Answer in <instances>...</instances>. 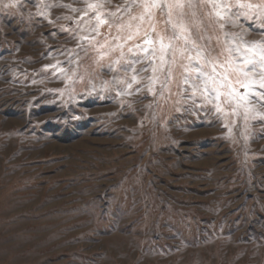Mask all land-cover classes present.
<instances>
[{
  "label": "rangeland",
  "instance_id": "1",
  "mask_svg": "<svg viewBox=\"0 0 264 264\" xmlns=\"http://www.w3.org/2000/svg\"><path fill=\"white\" fill-rule=\"evenodd\" d=\"M168 2L0 0V264H264L262 74L184 68L264 0Z\"/></svg>",
  "mask_w": 264,
  "mask_h": 264
},
{
  "label": "snow or ice",
  "instance_id": "2",
  "mask_svg": "<svg viewBox=\"0 0 264 264\" xmlns=\"http://www.w3.org/2000/svg\"><path fill=\"white\" fill-rule=\"evenodd\" d=\"M208 3H211L213 9L215 10V15L218 17V26L223 29L225 24L227 23V19H231L232 15H241L240 13L233 14L231 12L232 5L228 3H221L220 0H207ZM14 7L15 4L7 5ZM157 5L153 3L152 7H156ZM168 8V17L169 19L166 23H172V27L176 28L178 25L172 22L173 10L179 9V15L182 17L184 15L183 9L185 8V0H169L166 5H160L161 11H163L164 7ZM187 6L191 8L193 6V0H187ZM237 6L240 8H248L252 9L253 5L241 3L240 0H237ZM227 18V19H226ZM220 21H224V23H220ZM235 23V21H233ZM262 25H264V20L261 21ZM181 30L183 31V25H179ZM260 35H264V32H261ZM160 39V50L164 52L166 48L173 47L171 41L175 39V35L172 37H168L169 44H164L163 41L165 39L164 36H161L158 33ZM225 37H228L226 41L225 48L219 53L218 56H212L211 53L207 56L204 55L205 49L197 47L196 49V59L197 63H193V57L191 55L188 56L189 63L184 65L185 71L188 73H196V78L200 79L202 83L207 85L208 80L216 81L218 76H222L224 79H229L230 77L235 78L237 83H240L241 86H244V82L240 79V77H248L254 76L257 74V69L261 75V87H264V41H256V42H244L240 41L239 43H234L235 34H230L225 32ZM150 38L145 37V43L148 42ZM191 40L190 36L185 37V42L187 43ZM195 45V41H192ZM139 47V46H137ZM241 48L244 51H241ZM141 51L147 52V49H141ZM173 51L175 49L173 48ZM182 51L187 52L189 49L184 48ZM224 51H227L228 55L224 59H220V56H223ZM249 51L252 52L249 55ZM235 53V55H233ZM152 54L155 55V48L152 49ZM257 55L259 59H257ZM163 60V56L161 57ZM203 61L199 63V61ZM139 61H133L132 63H138ZM206 67L211 68V72L205 71ZM218 69H223L222 72L218 71ZM135 71L134 69H132ZM127 71V69H126ZM135 80L136 77L133 76ZM184 82L188 83V77L185 76ZM195 87V86H194Z\"/></svg>",
  "mask_w": 264,
  "mask_h": 264
}]
</instances>
